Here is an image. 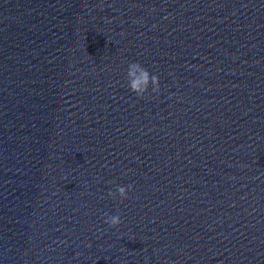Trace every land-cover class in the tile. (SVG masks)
Instances as JSON below:
<instances>
[{"label": "water", "instance_id": "obj_1", "mask_svg": "<svg viewBox=\"0 0 264 264\" xmlns=\"http://www.w3.org/2000/svg\"><path fill=\"white\" fill-rule=\"evenodd\" d=\"M0 264H264V0H0Z\"/></svg>", "mask_w": 264, "mask_h": 264}, {"label": "clouds", "instance_id": "obj_2", "mask_svg": "<svg viewBox=\"0 0 264 264\" xmlns=\"http://www.w3.org/2000/svg\"><path fill=\"white\" fill-rule=\"evenodd\" d=\"M137 71L139 72L138 76L136 75ZM127 80L128 87L138 97L144 96L150 84L152 85L153 92H159L160 84L158 75L150 73L148 69L143 67L139 62H132L129 64L127 69ZM131 187L132 185H128L127 189H131ZM117 191L121 198H127L125 186H117ZM109 195H114V193L110 191ZM105 223L114 227L121 223V218L119 215L106 216Z\"/></svg>", "mask_w": 264, "mask_h": 264}]
</instances>
